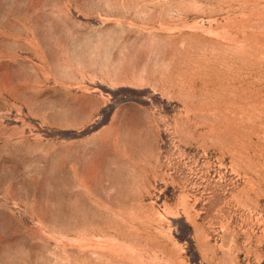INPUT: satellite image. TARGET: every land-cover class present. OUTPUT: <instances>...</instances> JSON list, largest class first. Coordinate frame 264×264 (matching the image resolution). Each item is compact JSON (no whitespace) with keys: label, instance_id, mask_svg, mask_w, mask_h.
Returning <instances> with one entry per match:
<instances>
[{"label":"rangeland","instance_id":"1","mask_svg":"<svg viewBox=\"0 0 264 264\" xmlns=\"http://www.w3.org/2000/svg\"><path fill=\"white\" fill-rule=\"evenodd\" d=\"M0 264H264V0H0Z\"/></svg>","mask_w":264,"mask_h":264}]
</instances>
